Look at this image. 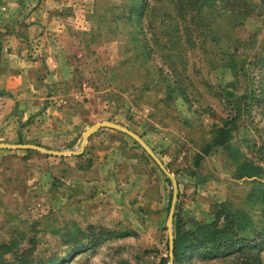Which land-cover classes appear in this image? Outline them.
Instances as JSON below:
<instances>
[{
    "label": "rangeland",
    "instance_id": "obj_1",
    "mask_svg": "<svg viewBox=\"0 0 264 264\" xmlns=\"http://www.w3.org/2000/svg\"><path fill=\"white\" fill-rule=\"evenodd\" d=\"M213 2L0 0V144L48 151L0 149V264H158L173 193L172 238L223 204L253 226L252 249L182 264H264V5L241 19V2ZM225 120L237 157L215 144ZM99 122L136 134L174 186L113 129L50 154ZM85 236L100 240L69 252Z\"/></svg>",
    "mask_w": 264,
    "mask_h": 264
},
{
    "label": "trees",
    "instance_id": "obj_2",
    "mask_svg": "<svg viewBox=\"0 0 264 264\" xmlns=\"http://www.w3.org/2000/svg\"><path fill=\"white\" fill-rule=\"evenodd\" d=\"M214 0H196L198 5H212ZM240 5H242L243 9L237 11V15L243 19L248 11L245 8V5L248 4V0H236ZM234 0H224V3L228 6L233 3ZM264 5V0H261ZM214 3V2H213ZM135 36L140 34V28L134 27ZM143 40V39H142ZM145 45V42H142ZM258 96L261 98L264 94V91L259 89ZM251 95L255 93V90L249 88L248 91ZM254 99V98H253ZM215 144L219 146H223V148L229 149L233 152V157H237V152L231 148L229 145V139L232 136V129L230 126L229 120H225L222 122L220 128L216 130ZM237 163V177H254L260 175L259 168L253 166L249 163ZM261 188L264 186V182L258 184ZM261 192V191H260ZM257 199L262 200L263 195L259 194ZM225 210V214L222 211ZM223 214V215H222ZM222 215V217H220ZM220 221V222H219ZM221 223V224H220ZM253 226L250 218L246 213H241L239 216L233 214L231 209L227 208V205H221V207L214 214V221L210 224H200L194 228L191 232L181 233L177 228L173 234L172 240V264H182L185 259L189 257V253L194 254L198 257H202L204 259H215L220 258L229 254L242 253V249H252V246H247L245 241L248 238L249 233H253ZM239 234V235H238ZM106 238H111V234H104ZM117 235L125 236V233H120ZM261 243L264 242V232L260 233ZM87 236L82 239L87 240ZM100 238H89L87 242L82 243L80 240L75 242H70L69 245L72 248L69 252L76 253L81 250V252L87 249H93V247L99 242ZM64 258L61 256L58 259L55 257L47 258L46 260L38 262L37 264H61L59 261H64ZM253 260V259H251ZM168 261V257L161 258L158 264H166ZM255 261V260H253ZM249 262V261H247ZM247 262L245 264H247Z\"/></svg>",
    "mask_w": 264,
    "mask_h": 264
},
{
    "label": "water",
    "instance_id": "obj_3",
    "mask_svg": "<svg viewBox=\"0 0 264 264\" xmlns=\"http://www.w3.org/2000/svg\"><path fill=\"white\" fill-rule=\"evenodd\" d=\"M100 128H109V129H113L116 130L122 134H125L126 136H128L129 138H131L150 158L151 160L157 165V167L161 170V172L171 180L173 186H174V182H173V178L172 176L163 168V166L161 165V163L159 162V160L154 156V154L152 153V151L148 148V146L133 132L129 131L128 129L121 127L119 125L113 124V123H109V122H99L97 124L91 125L89 126L87 129L84 130V132L81 134V138H80V143H79V148L78 151L76 152H64V153H60V152H56L53 153L51 152L50 154H56V155H65V154H70V155H77L79 154L82 149L83 146L87 140V138L93 134L94 132H96L98 129ZM0 149H25V150H35L37 152L40 153H45L47 154L48 151H45L44 149L35 146V145H29V144H0ZM173 199H174V193H173V197L171 200V204H170V209L168 211V215H167V219H166V234H167V249H168V261L169 264H171V259H172V214H173Z\"/></svg>",
    "mask_w": 264,
    "mask_h": 264
},
{
    "label": "crops",
    "instance_id": "obj_4",
    "mask_svg": "<svg viewBox=\"0 0 264 264\" xmlns=\"http://www.w3.org/2000/svg\"><path fill=\"white\" fill-rule=\"evenodd\" d=\"M87 143H89V140H88V142Z\"/></svg>",
    "mask_w": 264,
    "mask_h": 264
}]
</instances>
